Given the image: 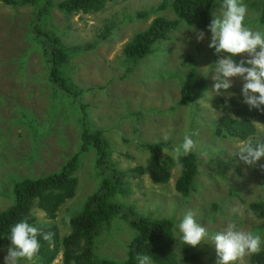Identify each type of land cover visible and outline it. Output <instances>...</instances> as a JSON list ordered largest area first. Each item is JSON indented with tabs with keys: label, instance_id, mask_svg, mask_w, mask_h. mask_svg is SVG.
<instances>
[{
	"label": "rangeland",
	"instance_id": "rangeland-1",
	"mask_svg": "<svg viewBox=\"0 0 264 264\" xmlns=\"http://www.w3.org/2000/svg\"><path fill=\"white\" fill-rule=\"evenodd\" d=\"M62 1L55 0L57 4ZM161 2L117 0L100 12L70 16L53 10L46 27L71 50L64 71L69 84L80 91L76 100L74 94L61 93L49 82L41 45L30 35L33 7L0 2V212L13 204L18 182L52 174L79 155L75 197L53 220L41 210L34 211L37 225L56 227L61 238L69 234L70 220L82 211L101 183L97 151L91 145L87 151H80L83 116L90 132L103 134L113 161L122 170L149 164L145 144L161 143L163 155L174 159L173 149L183 142L184 135L196 133L191 136L196 144L191 153L199 160V173L188 197L176 190L180 169L175 166L166 184H155L148 175L129 178L130 193L117 197V201L135 207L146 217L172 219L178 253L184 245L178 224L191 210L196 221L208 229V236L195 247L202 253L198 264H216L211 236L229 222L264 237V219L255 216L250 207L264 203V158L253 166L245 164L236 156L240 140L218 137L215 131L221 117L248 116L254 109L244 103L240 78H232L228 93L215 96L212 92L215 63L228 54L217 56L208 47L212 35L208 29L182 22L153 54L136 65L127 60L125 45L137 33L158 16L176 18L170 7L156 10ZM244 3L248 9L246 26L264 31L259 20L264 0ZM200 31L205 33L203 41L197 39ZM248 58L233 57L237 63ZM200 78L206 79L207 91L193 104L178 105L183 86ZM256 126L257 133L251 139L261 142L264 123ZM134 234L127 222L113 220L99 230L96 255L125 260ZM8 250L7 246L0 248V264H5ZM252 255L238 264H250ZM61 259L60 254L56 263Z\"/></svg>",
	"mask_w": 264,
	"mask_h": 264
},
{
	"label": "trees",
	"instance_id": "trees-1",
	"mask_svg": "<svg viewBox=\"0 0 264 264\" xmlns=\"http://www.w3.org/2000/svg\"><path fill=\"white\" fill-rule=\"evenodd\" d=\"M117 0H0L11 7L31 6L34 9L30 27V35L41 45L42 57L48 68V78L52 87L66 95H80L76 87H72L65 74L71 50L46 25L56 8L70 16L79 13H97ZM222 0H162L158 11L171 8L175 19L158 16L142 32L137 33L125 45L124 55L128 61L136 65L154 53L156 47L170 39L183 22L198 29H208L212 13ZM142 18L143 14H140ZM260 23L264 24V5L261 9ZM206 79L200 78L185 84L178 102L187 106L199 100L207 91ZM82 106V105H81ZM220 106V103H217ZM83 108V107H82ZM250 116V117H249ZM82 132V152L89 145L97 151V176L101 183L99 188L87 199L82 211L69 222L70 232L60 237L56 227L37 225L34 211L41 210L48 219H55L64 204L72 200L77 192L79 155L72 156L60 170L44 177L26 179L18 182L14 189V202L6 210L0 212V248L11 245V228L25 219L36 226L42 233H51L52 239L46 241L39 236L40 248L31 259L20 264H138V255H148L152 264H198L202 253L195 247L183 245L178 253L175 249V223L170 218L154 219L143 216L135 207L117 201V197L130 193L129 178L148 175L155 184H166L172 177L176 166L175 160L163 155L161 143L145 144L150 154L149 164L137 166L130 170H122L113 161L110 147L103 134L99 131L90 132L85 127ZM264 123V112L254 109L250 115L238 118L225 115L216 123V136L230 137L240 141L251 138L257 133L253 122ZM261 142H264V137ZM183 168L175 182L176 190L188 197L194 190L196 177L199 173V160L193 154L180 157ZM255 216L264 219V203L251 204ZM120 219L128 223L135 234L128 245L127 258L123 261L100 259L95 253V240L104 225L110 226L113 220ZM61 262H57L59 255ZM250 264H264V251L252 255Z\"/></svg>",
	"mask_w": 264,
	"mask_h": 264
},
{
	"label": "clouds",
	"instance_id": "clouds-1",
	"mask_svg": "<svg viewBox=\"0 0 264 264\" xmlns=\"http://www.w3.org/2000/svg\"><path fill=\"white\" fill-rule=\"evenodd\" d=\"M247 14L244 0H222L217 10L212 13L208 26L212 35L208 47L214 49L217 56L228 54L215 63L212 92L215 96L224 95L233 87L232 78H240L243 81L244 103L250 109L264 112V31L246 26ZM197 39L203 41L205 33L198 32ZM239 55L249 58L237 63L233 57ZM205 69L207 68L201 71ZM258 123L254 121L252 124ZM194 134L196 133H186L183 142L173 149L175 164L181 169L183 164L180 157L188 155L196 148L191 138ZM167 140L168 136L165 135L164 141ZM236 156L249 166L256 165L264 158V142H253L251 138L242 140L237 145ZM178 228L182 233L183 243L191 247L198 246L208 236L207 227L196 221L191 210L183 216ZM39 236H43L46 241L52 239L51 233H42L27 219L16 223L11 228L12 246L5 257V264H19L21 260H31L39 251ZM211 240L217 252L216 264H238L246 255L260 252L264 244L261 234L239 229L234 222H229L222 231L212 235ZM136 260L138 264H152L148 255H138Z\"/></svg>",
	"mask_w": 264,
	"mask_h": 264
}]
</instances>
